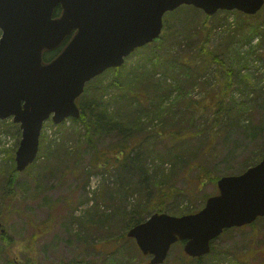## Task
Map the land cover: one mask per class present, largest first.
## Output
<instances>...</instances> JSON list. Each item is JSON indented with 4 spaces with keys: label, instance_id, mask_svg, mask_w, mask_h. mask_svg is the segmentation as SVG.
<instances>
[{
    "label": "rangeland",
    "instance_id": "374dc122",
    "mask_svg": "<svg viewBox=\"0 0 264 264\" xmlns=\"http://www.w3.org/2000/svg\"><path fill=\"white\" fill-rule=\"evenodd\" d=\"M197 9L184 7L168 13L161 36L168 37L154 44L159 45L161 52L172 51L176 46L180 56L190 60L205 22L212 30L210 49L225 55L236 70L227 98V103L236 101V105L231 103L233 108L229 111L218 110L222 101L218 92L226 79L223 82V69L217 63L208 62L200 67L194 60L190 64L199 67L204 77L192 79L186 89L188 94L176 89L168 93L166 86L176 84L179 78L172 67L154 77L145 69L144 74L137 76L130 73L134 65L148 61L146 55L151 50L145 48L127 57L119 74L109 69L95 77L86 84L83 94L100 96L103 88L115 82L104 94L110 99L123 93L118 106L126 118L142 116L144 123L154 116L151 128L160 125L188 130L181 140L146 133V139L143 136L138 141L139 151H134L140 155L130 167L119 170L104 166L120 140L118 134L108 132L95 143L83 124L70 118L60 125L50 119L45 122L39 158L30 169L19 172L15 153L22 131L12 118L0 120V264L12 259L21 264H151V257L124 231V224L133 215L125 216L123 210L132 212L135 202L147 204L149 192L156 197L169 183L173 199L165 212L182 216L192 213L191 210L198 211L209 196L219 193L218 180L222 176L241 174L261 160L264 8L260 15L250 17L262 23L260 32L251 40H246L249 34L245 28L250 25H245L244 14L219 11L209 16ZM1 33L0 29V36ZM187 95L195 102L190 110L185 107L182 111L174 108L176 113L166 111L172 100ZM131 96L137 101L130 103ZM80 100L83 102V97ZM144 103L149 108L145 117ZM74 134L84 137L78 136V140ZM166 159L169 162L163 165L164 169L160 168ZM143 177H148L146 180L156 188L149 189L146 184L144 189ZM97 207L111 216H102ZM152 214L143 211L139 216L146 221ZM123 218L126 220L121 222ZM185 254L183 245L175 244L162 264L190 261ZM199 260L201 264H264V217L226 230L213 241L212 251Z\"/></svg>",
    "mask_w": 264,
    "mask_h": 264
},
{
    "label": "water",
    "instance_id": "95a60500",
    "mask_svg": "<svg viewBox=\"0 0 264 264\" xmlns=\"http://www.w3.org/2000/svg\"><path fill=\"white\" fill-rule=\"evenodd\" d=\"M59 5L62 14L53 17ZM182 5L209 15L219 10L255 15L264 0H0V119L13 116L22 130L18 171L36 160L44 122L50 116L55 124L79 118L76 101L86 83L157 39L164 15ZM71 34L61 53L44 62V52ZM218 185L220 194L208 198L199 212L154 213L128 236L152 255V264H160L179 240L188 255L201 257L226 228L264 216V158L243 174L222 177Z\"/></svg>",
    "mask_w": 264,
    "mask_h": 264
},
{
    "label": "trees",
    "instance_id": "16d2710c",
    "mask_svg": "<svg viewBox=\"0 0 264 264\" xmlns=\"http://www.w3.org/2000/svg\"><path fill=\"white\" fill-rule=\"evenodd\" d=\"M189 8L193 10H198L194 6H188L184 5L181 6V8ZM177 9V11L179 10ZM176 12V11H174ZM171 12V13H174ZM59 13V11H57ZM56 13V14H57ZM206 17V16H205ZM245 25H250L249 27L245 28V31L248 32L249 35H247L246 40H251L254 38L255 35L260 32V29L262 27V23H260L259 20H252L250 17L246 16V18H243ZM205 23V22H204ZM204 23H202V28H201V33L200 37L201 40L197 43V50L193 52L191 57H189L190 60H185L183 59L184 57L180 56V53L177 51V47L168 52H161V49L159 45H155L154 43H158V40H161L162 38L165 40L168 36L164 35L163 37L159 38L158 40H155L154 42L137 49V51L143 50V49H150V52H147L146 58L148 61L142 64L134 65L130 73L134 74L135 76L139 74H144V69L145 71L149 74V76H155L156 73L160 72H165V70L170 69L172 67L173 72L179 76L177 77L178 80H176V84H171L167 85L166 88H168V93L173 91V89L179 90L180 93H187L188 91L186 89H189L188 87L191 84L192 79H202L204 76L201 75L200 68L196 66H191L190 64L193 63L195 60L197 64H200V67L206 66V64L209 62L211 63H217L220 65V67L223 69L221 72L224 73L223 76V82L225 81V85H222L220 87V91L218 92L219 96L221 97L222 101L220 102L218 106V110H226L229 111L231 108V103H234L236 105V101H232L231 103H227V98H228V93L230 89V85L233 83V72L236 71L233 68L232 64H229L227 62V57L225 55H221L217 50H211L209 47L211 38H212V30L208 27L205 26ZM162 39V41H163ZM160 41L159 43H161ZM231 44V42H230ZM159 50V52H158ZM230 50V49H229ZM59 49H57V52ZM136 51V52H137ZM231 51V50H230ZM237 54V53H236ZM55 55H57L56 51H48L44 55V59L49 60L53 58ZM240 55V54H238ZM192 58V59H191ZM229 59V58H228ZM237 59V56L233 57V60L235 61ZM243 58L241 57L239 61H241ZM226 60V61H225ZM152 65V68H148L147 66ZM164 68V69H161ZM121 68H116L113 69V71L117 74H119ZM204 70V69H203ZM238 76H242L240 72H238ZM166 81V80H165ZM232 81V83H230ZM186 84V87H185ZM115 85V82L110 84L109 86L112 87ZM177 85V87L175 86ZM109 86H106L105 88L102 89L101 95L100 96H81L78 99V105L81 110V117L79 119H73L75 122L80 121L83 124V127H85L88 130V133L91 136V140H93L95 143H97L100 138L108 133V132H115V134H118L120 137V140L115 143L116 149L115 151H112L110 154V157H107L105 159L104 166H109V167H116L117 169L121 170L125 166H132L134 164V161L138 159L140 153L135 154L134 151L138 152L140 148L139 140L144 136V140L146 139V133H154L156 134L155 136H158V138L164 139V138H171L173 140H181L186 138V135L188 134V130L186 129L185 131H182L179 129V127L176 126H169V128L165 127H160L156 126L154 128H151L154 116L150 119L149 122H142L143 117L142 116H137L135 118H126V116L123 114L122 110H120V105L121 103V98H123V93L118 95H115L113 98L106 99V93L107 90H109ZM165 88V89H166ZM185 88V90H184ZM117 92L120 91V89H116ZM182 94V93H181ZM147 96V95H146ZM83 97V102L80 100ZM162 98V95L160 96ZM168 97V96H167ZM132 100L130 103H133L137 100H134V98L131 96L130 97ZM160 98V102L161 101ZM188 100V101H187ZM144 101V100H143ZM87 103V104H85ZM163 104V103H162ZM195 104V102L188 97V95L185 98L181 99H174L170 102V106L165 108L166 111L172 110L174 113L177 111H182V108L187 107L188 110L191 109V106ZM201 104V103H199ZM176 108L177 111H174L173 109ZM133 109V105H132ZM139 108L135 107L133 110L138 111ZM148 107L144 103V117L145 114L148 112ZM164 110V112H166ZM158 117L163 120L162 114H159ZM131 119V120H130ZM155 119H158L157 117ZM264 131V129H263ZM76 135V136H75ZM74 138H77L79 140V137L81 139V136L84 137L83 134H74ZM79 136V137H78ZM90 140V142H92ZM91 144V143H90ZM94 144V143H92ZM143 144V143H142ZM113 149V148H112ZM107 150V149H106ZM109 150V149H108ZM106 152V151H105ZM104 152V154H105ZM109 152V151H108ZM108 153L106 152V155ZM177 156V153L175 154ZM264 155L261 156L260 159H262ZM169 161H163L161 162V166L163 168V165L168 163ZM103 164V163H102ZM101 165V163H100ZM31 168V167H30ZM29 168V169H30ZM164 169V168H163ZM205 170V169H204ZM148 177H146L147 179ZM145 178L143 177V180ZM145 179L144 183V189L146 188V184L149 189L151 188H156L152 182H149ZM14 182L11 181V185ZM133 196V195H132ZM170 197V198H169ZM173 189L172 185L169 183H166L164 187H162L157 194L156 197L152 195L151 192L148 193L147 197V204L145 203L144 205L142 203H136L137 205L133 206V211L123 210V214L125 216L128 215H133L130 219H127V222L124 224L123 228L124 231L128 232L130 228L133 226L143 222L146 218L139 216L141 213L147 212L148 214L154 213V212H165L167 208V204L169 201H171L173 198ZM144 206V207H143ZM97 211L102 214V216H111L110 213L103 211L102 209H99L97 207ZM197 211V210H196ZM195 210H191V212H196ZM136 214H138V217H136ZM126 219H122L121 222ZM119 239H125L123 237H120ZM118 239V240H119ZM117 240V241H118ZM177 244H182L178 242ZM187 256L188 260L190 261H185L181 260L179 264H201V260L199 258H193ZM6 264H21L18 261L12 259L10 261H7Z\"/></svg>",
    "mask_w": 264,
    "mask_h": 264
},
{
    "label": "flooded vegetation",
    "instance_id": "af4514ba",
    "mask_svg": "<svg viewBox=\"0 0 264 264\" xmlns=\"http://www.w3.org/2000/svg\"><path fill=\"white\" fill-rule=\"evenodd\" d=\"M57 11H59V13H57ZM62 12V6L59 5L55 8V11H54V17L56 16H59ZM57 13V14H56ZM71 36H69L68 38H66V40L59 46V51L57 52V49L55 50L56 53L58 54L59 52H61L63 50V48L66 46V44L69 42ZM52 59V58H51Z\"/></svg>",
    "mask_w": 264,
    "mask_h": 264
}]
</instances>
